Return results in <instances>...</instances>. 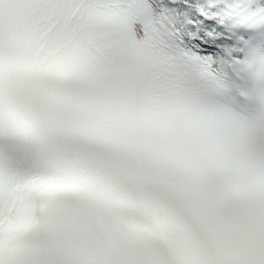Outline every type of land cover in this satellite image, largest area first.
<instances>
[{
    "label": "snow or ice",
    "instance_id": "obj_1",
    "mask_svg": "<svg viewBox=\"0 0 264 264\" xmlns=\"http://www.w3.org/2000/svg\"><path fill=\"white\" fill-rule=\"evenodd\" d=\"M0 264H264V4L0 0Z\"/></svg>",
    "mask_w": 264,
    "mask_h": 264
}]
</instances>
